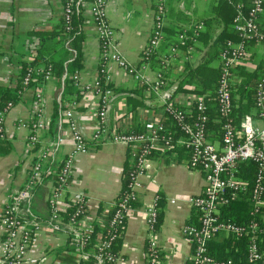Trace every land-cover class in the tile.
Returning a JSON list of instances; mask_svg holds the SVG:
<instances>
[{
    "label": "built area",
    "instance_id": "built-area-1",
    "mask_svg": "<svg viewBox=\"0 0 264 264\" xmlns=\"http://www.w3.org/2000/svg\"><path fill=\"white\" fill-rule=\"evenodd\" d=\"M81 1L62 0V15L66 23ZM226 1L235 9L233 31L239 40H227L217 59L212 61V65L219 71L213 95L217 115L212 118L208 115L210 106L207 100L212 97L210 92L199 95L193 91H178L177 83L172 81V74L169 73L170 67L180 57L184 56L183 61L188 62L187 59L196 51L204 29L203 21L182 26L175 36L176 42L168 44L164 30L168 0H154L153 22L148 41L141 51L140 63L132 64L118 48L114 28L107 16L105 0H91L88 13L99 48L97 70L89 82H81L80 71H76L72 79L79 90L78 95L71 94L62 99L61 94L57 99L60 118L66 120L70 132L73 143L71 149L58 160L59 143H50L41 138V131L48 120L40 93L36 95L39 103L33 118L18 121V126L28 132V142L38 149V155L30 165L25 183L9 193L0 216L3 235L1 264H26L27 255L41 232L64 228L73 235L77 244L74 253L78 261L88 257L89 264H112L117 259L112 249V240L120 235L130 203L138 196V177L149 169L147 155L154 150L170 151L175 155L176 148L186 152L187 166L191 170L202 171L205 181L202 192L189 198L190 205L197 213V223H189L183 227L184 234L191 239L193 245L191 264H236L231 259L216 260L208 254V241L218 233L245 237L248 262L264 264L255 235L257 230L264 233V227L255 221L241 225L220 218L221 205L248 188V181L236 175L237 166L241 162L251 160L258 167L251 191L253 212L262 206L264 200V72L256 84L254 114L247 113L234 121L231 94L234 83L242 80L236 71L241 67L247 68L246 62L250 59L249 41H264V29L258 21L264 11V0H251L247 12L244 11L242 0ZM68 43L69 40L66 47ZM180 48H184L183 53H179ZM68 49L74 52L69 47ZM154 62L159 65L158 69L150 67ZM114 68L128 76L145 94H155L158 98L159 102L156 104L148 102V106L154 111V117L142 131H127L122 125L112 121L110 111L118 93L114 87ZM41 71L39 67L28 68L24 82H28L33 73ZM52 78V71L48 68L44 79L46 81ZM172 89L174 92L170 93ZM166 94L171 95L169 99ZM80 95H85V99L90 101L92 113L98 121L89 135L79 129L75 118ZM6 113V110H0L2 134H5ZM164 114L170 120L168 126L165 124ZM101 142L120 143L129 147L133 166L128 172L127 189H121L112 203V230L91 249H85L93 223L86 220L84 194L72 191L69 180L75 170L76 156L88 152L93 144ZM46 180H50L48 215L39 217L34 213L32 203L36 189ZM158 200L159 196L146 210L147 225L151 231L158 222ZM67 209L71 213L65 221L63 213ZM108 212L107 209L105 213ZM145 264H161L158 248L153 240L149 241L146 248Z\"/></svg>",
    "mask_w": 264,
    "mask_h": 264
},
{
    "label": "crops",
    "instance_id": "crops-1",
    "mask_svg": "<svg viewBox=\"0 0 264 264\" xmlns=\"http://www.w3.org/2000/svg\"><path fill=\"white\" fill-rule=\"evenodd\" d=\"M83 1L86 7L81 25L84 34L82 43L84 64L78 71L81 82H89L98 67L99 48L94 25L88 13L91 0ZM105 2L107 16L114 28L120 52L128 62L139 64L141 51L148 41L152 28L154 0H105ZM216 2V0H168L166 24L182 27L203 19L206 22L203 29L205 41H200L191 58L187 59L188 62H184L182 56L170 67L169 73L172 74L174 83L178 84L181 80L187 65L195 66L201 61L208 46L220 32V25L214 22L208 25L206 21L213 17L212 7ZM205 7L209 10L203 13ZM61 17L62 0H0V86L14 87L15 76L22 61L28 60L31 55L29 52L31 32L51 30L58 25ZM259 20L264 25V12ZM206 31L209 32L207 37ZM248 50L250 59L246 62L247 69L253 70L259 61H264V43H251ZM156 64L154 62L150 67L158 69L159 65ZM113 70L114 87L120 94L116 96L110 111L112 121L122 125L127 131H135L138 128L144 130L146 124L154 117V111L148 106V102L158 103L157 96L143 92L144 96L141 97L140 93H136L137 86L128 76L118 69ZM128 91L132 92L131 97L125 94ZM37 93L43 98V108L48 120L41 131L43 141L59 143L58 160L73 144L66 120L60 118V115L53 117L54 105L62 94V85H58L54 79H49L39 88L30 87L23 91L18 101L7 111L4 120V136L10 148L0 153V216L9 193L25 183L30 165L38 155V149L33 148L28 142V132L18 126L19 119L33 118L39 103ZM141 99L143 102L138 104L137 101ZM78 100L75 118L79 129L89 135L98 121L85 95H80V98L78 96ZM2 149L4 150V147L0 144V150ZM184 153L174 155L169 152L164 156L158 155L149 159L148 171L138 177L140 187L137 200L127 212L117 244V259L112 264H145L146 248L151 240L161 252V264H191L193 245L191 239L184 234L183 227L197 222V213L190 205L189 198L202 192L205 181L202 171L191 170L187 166L188 156L186 152ZM132 161L129 147L111 142L93 144L88 152L76 156L75 170L70 177L69 188L84 194L87 221H101L107 209L110 211L112 203L122 189L125 164ZM49 192L50 180L44 181L35 191L32 208L39 217L48 215ZM157 196L161 197V215L158 225L151 231L147 225L146 210ZM262 208L261 219L264 222V200ZM68 233L66 228L41 232L27 255L26 264H80L74 252L64 250L61 258H58L53 251L66 244ZM2 238L0 226V259ZM64 255L74 259L71 262L65 261Z\"/></svg>",
    "mask_w": 264,
    "mask_h": 264
},
{
    "label": "trees",
    "instance_id": "trees-1",
    "mask_svg": "<svg viewBox=\"0 0 264 264\" xmlns=\"http://www.w3.org/2000/svg\"><path fill=\"white\" fill-rule=\"evenodd\" d=\"M216 4L212 7L213 17L206 19L208 25L210 23H216L221 26L220 32L214 37L211 45L208 46L206 55L202 56L201 61L195 65H187L186 72L183 74L180 81H178V91L186 92L193 91L196 94H202L205 92H210L212 96L208 101L210 106L209 116L215 117L217 113L215 112L214 106V90L217 83L219 71L212 65V61L217 59L219 51L222 49L227 40L238 41V35L233 31V19L235 16L234 7L229 4L226 0H216ZM85 1H81L78 9H74L71 14L68 23L65 22L64 15H62L58 25L51 29L34 30L30 34V57L28 60L22 61L20 69L15 76L16 83L14 87L10 86H0V110L8 111L20 98L23 91L30 87L39 88L45 82L44 73L50 68L52 71L53 78L58 85H62V99L71 94L79 93L77 87L74 86V81L72 79L74 73L83 67V52L82 43L84 40V34L81 30V25L84 21L83 11L85 10ZM244 11L247 12L251 0H242ZM264 12V11H263ZM262 12V13H263ZM261 13V14H262ZM260 14V16H261ZM259 16V18H260ZM204 23L205 20L203 19ZM259 23L260 20L258 19ZM261 27L264 29V25L260 23ZM181 29L180 25H174L167 23L165 25V34L167 38V43L176 42V34ZM206 37L209 32L206 31ZM205 37V39H206ZM69 40L68 47L74 52L70 51L66 47V42ZM200 41H205L203 39V32L199 37ZM251 43H256L254 40H250L248 45ZM260 43H264L260 42ZM158 66V64H156ZM35 69L37 67L41 68L40 73H33L32 78L28 82H24L25 74L28 68ZM264 72V61L261 60L257 63L253 70L247 69L246 67H241L236 71V74L242 77V80L238 83H234L232 86V116L234 121H238L245 114H254L255 107V89L256 84ZM193 86L194 89L188 88ZM116 92H118L116 90ZM136 93L143 95L142 89L138 88ZM119 95L120 93H116ZM128 96H132V92H125ZM141 104L143 101H137ZM77 109V108H75ZM60 108L58 102L54 105L53 117L59 115ZM165 124L168 126L170 122L167 119L166 114H164ZM142 128H138L135 131H142ZM172 130V128H171ZM178 134V133H176ZM0 144L4 147V150H0V153H4L9 150V144L7 143L4 134L0 133ZM99 144V143H96ZM178 155L185 154L184 150L181 148L175 149ZM170 151L154 150L151 151L147 158H154L158 155L164 156ZM184 157V156H183ZM133 163L125 164L123 170L122 178V190L127 189L128 183V172L132 169ZM258 172V167L254 161H244L239 163L236 169V175L242 177L248 181V188L246 191L239 192L237 197L230 200L226 204H222L220 207V218L226 221H232L237 224H247L250 222H257L258 225L264 227V222L261 219V214L263 212L262 206L254 211L253 199L251 196V191L255 182V177ZM264 198V195L263 197ZM136 199L132 200L130 203V208L136 203ZM158 207V221L161 215V197L157 202ZM114 211V206L111 207L110 211L103 215L101 221H94L93 230L89 234V242L85 246V249H91L93 245L102 237L109 235L112 230L110 227V221L112 219V214ZM71 210L67 209L63 213L64 220H68ZM197 223V222H196ZM195 223V224H196ZM125 224V223H124ZM158 225V222L157 224ZM124 227V225H123ZM121 226L118 227L120 231ZM123 229V228H122ZM122 233V231H121ZM120 235L116 236L112 240V249L117 255V244L119 243ZM256 242L260 253L262 254L261 261L264 262V233L257 230L255 231ZM100 236V237H99ZM66 244L63 247H58L53 249L57 257L59 258L64 250L75 252L77 244L74 241V237L71 233L67 234ZM76 245V247H74ZM247 239L245 237L237 238L234 236H224L221 233L216 234L212 239L208 241V254L215 258L216 260H226L231 259L236 264H252L248 262L247 259ZM73 247V249H72ZM158 257L161 258V252L158 249ZM61 258V257H60ZM65 261L71 262L74 257H69L64 255ZM80 264H89L90 258L83 257Z\"/></svg>",
    "mask_w": 264,
    "mask_h": 264
},
{
    "label": "rangeland",
    "instance_id": "rangeland-1",
    "mask_svg": "<svg viewBox=\"0 0 264 264\" xmlns=\"http://www.w3.org/2000/svg\"><path fill=\"white\" fill-rule=\"evenodd\" d=\"M207 10H209V9H208V7H205V10H204L205 12H203V13H206V12H207ZM188 16H189V15H188ZM189 17H191V16H189ZM191 20L193 21V19H192V18H191ZM183 52H184V48H180V49H179V53H183ZM214 62L217 64V62H216V61H214ZM36 109H37V108H36Z\"/></svg>",
    "mask_w": 264,
    "mask_h": 264
},
{
    "label": "water",
    "instance_id": "water-1",
    "mask_svg": "<svg viewBox=\"0 0 264 264\" xmlns=\"http://www.w3.org/2000/svg\"><path fill=\"white\" fill-rule=\"evenodd\" d=\"M173 92H174V89L170 90V93H173ZM165 96L169 99L171 95L170 94H166ZM74 247H76V245Z\"/></svg>",
    "mask_w": 264,
    "mask_h": 264
}]
</instances>
